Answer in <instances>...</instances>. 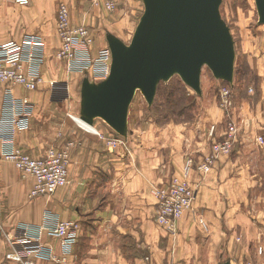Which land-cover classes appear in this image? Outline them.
Listing matches in <instances>:
<instances>
[{
    "label": "crops",
    "instance_id": "crops-1",
    "mask_svg": "<svg viewBox=\"0 0 264 264\" xmlns=\"http://www.w3.org/2000/svg\"><path fill=\"white\" fill-rule=\"evenodd\" d=\"M30 26L21 30L32 31ZM49 81L45 74L38 92L20 91L36 109L30 127L19 133L16 142L35 157L50 147L71 146L70 185L50 198L31 199L33 178L0 158V264L15 263L7 260L9 253L25 255L24 248L11 247L8 238L20 236V228L26 225L43 226L46 221L80 226L79 242L61 264H148L145 258L149 256L157 264H221L226 260L264 264V255L258 253V248L264 247V213L256 217L245 210L249 207L246 194L253 187L249 180L254 175L243 167L232 170V162L227 164V157H219L195 202L209 224L210 236L199 233L190 216L180 220L174 234L164 231L156 222L157 200L152 189L172 178V162L174 172L180 170L187 152L203 159L212 150L208 140L190 149L180 138L172 147L166 140L167 131L183 137L186 126L170 129L144 123L143 129L129 131L126 145L112 146L110 139L115 140L116 135L110 128L88 125L78 118L82 127L54 113L57 108L48 103L51 93L42 90ZM42 104L45 108L41 111ZM255 129L260 131L261 125L253 127L252 134H258ZM217 135L215 140H219ZM244 146L245 142H240L235 148L237 164L243 159L239 155ZM42 241L62 257L59 240L45 234ZM39 264L57 263L41 260Z\"/></svg>",
    "mask_w": 264,
    "mask_h": 264
},
{
    "label": "rangeland",
    "instance_id": "rangeland-1",
    "mask_svg": "<svg viewBox=\"0 0 264 264\" xmlns=\"http://www.w3.org/2000/svg\"><path fill=\"white\" fill-rule=\"evenodd\" d=\"M62 6L69 8L71 26L85 27L93 38L92 47L88 51L91 61L84 62L78 56L73 55L69 57L75 66L72 70V67L69 68L68 59L65 60L58 57L61 47L58 32V12ZM144 12L145 5L143 0H121L114 12H109L103 7L94 6L90 0H28L26 4L18 3L16 0H0V44L11 40L21 42L27 35L40 38L43 42L45 55L40 74L43 78L46 74L51 79V81L45 82L46 87L42 89L51 93L48 103L57 108L54 113L58 112L62 114L60 118H67L69 122H75L83 127L77 119L83 117L82 87L84 80L88 79L90 82L96 84L101 83L96 81L99 76L98 71L101 68V63L98 60L105 49H110L108 36L115 37L126 45H130ZM220 13L222 19L229 27L234 43L233 84L216 79L210 68L204 66L201 74L202 91L200 93L188 86L179 75H175L171 79L159 83L153 103H149L142 92L137 91L129 107L128 127L125 136L118 135L105 120L101 118L93 120L95 125H104L115 132L116 136L114 138L121 142L116 144V146L126 145L127 142L124 140L128 141L129 131L132 132L134 128H137L136 130L143 129L144 123H154L163 127L168 125L170 129L179 125L186 126L187 130L183 131V137L176 136L172 130L167 131L166 135L168 137H166V140L171 141L172 147L176 146V141L180 138L183 141V145H186L187 148L189 145L190 149L194 146L200 147L198 144L202 145L208 140V146L210 144L212 150L203 159H197V154L195 155L193 151L189 153L186 150L187 153L180 170L177 173L174 172V163L172 162V178L154 186L152 189V193L156 198L155 191L164 187L174 177H180L185 163L188 160H192L193 173L190 183L195 190V200L193 203L195 212L189 211L183 218L190 216L197 227V231L208 236H210L208 232L210 229L209 224L202 210L198 211L195 208V202L202 183L211 172L208 175H202L198 171V166L213 154L212 152L217 144L225 140L226 129L232 120L237 121L241 131L233 151L223 157L228 158L226 159L227 164L232 162V170H235L236 167H243L249 174L254 175V178L249 180L253 184V187L246 194L245 200L249 207L246 205L245 210H249V215L252 214L256 217L264 213V145L261 146L256 142L258 136H264V133H260V131H264V24L260 21L256 0H222ZM27 24H31L30 27L34 29L32 31L28 29L26 32L21 30ZM18 32L20 33L18 34ZM53 84H56L57 88L54 89ZM42 85H44V82L34 93L38 92ZM21 90L29 92L22 87H17L15 90L16 95L27 97L20 94ZM224 90H229L230 92L231 106L227 111L228 115L231 116H227L224 110L225 106L222 104L223 98L221 92ZM1 100L0 96V103ZM35 107L34 104V111ZM44 108L45 106L42 104L40 110L42 111ZM34 111L32 118L34 117ZM220 115L222 116L221 118L219 117ZM260 125V131L255 129L258 134H252V128H258ZM212 128H215V130L212 131ZM208 129L209 132L206 139ZM221 131L222 134L219 137ZM19 133L15 134L14 141H16ZM216 134H218L217 139L219 140H215ZM3 139L6 138L0 135L1 144L3 143ZM6 141L9 142V140ZM110 141L113 142L114 140L110 139ZM240 142H245V148H243L242 154L239 155L243 159L241 163L237 164L236 157H238V154L235 148ZM4 143H6L5 140ZM69 148L71 150V146ZM15 149L24 151L18 145ZM3 151L4 149L1 145L0 158L2 161L12 164L23 176L32 177L24 175L14 163L5 160L2 155ZM46 153L42 156L46 155ZM34 184L35 180L33 181V186ZM157 216L158 210L156 222ZM201 220H203V223H201ZM162 229L167 231L163 227ZM19 237L17 236L16 238ZM9 243H11L10 245L13 248L16 246L24 248L22 244ZM75 246L72 249V253ZM259 248L264 247L261 246ZM66 255L62 251V257L56 256L57 262H52L57 264L64 263L66 262V258L70 256ZM149 258L151 257L149 256Z\"/></svg>",
    "mask_w": 264,
    "mask_h": 264
},
{
    "label": "built area",
    "instance_id": "built-area-1",
    "mask_svg": "<svg viewBox=\"0 0 264 264\" xmlns=\"http://www.w3.org/2000/svg\"><path fill=\"white\" fill-rule=\"evenodd\" d=\"M18 3L26 4L28 0H16ZM92 5L103 7L109 12H114L121 0H90ZM58 28L61 40L60 59L69 60V68L75 66L69 57L75 55L84 62L91 61L89 49L92 47L93 38L85 27H73L70 24V11L66 6H62L58 12ZM44 48L40 38L27 35L21 42L11 40L0 44V135L3 138V157L10 161L23 172L24 175L32 176L35 184L31 190L30 198L52 197L61 189L70 185V148L51 147L46 155L41 157L31 156L20 149L14 141L15 134L27 130L32 121L34 104L28 97L16 95V88L22 87L29 92H34L43 84L44 78L40 74V69L44 63ZM101 68L98 71L97 82L107 80L111 74L112 53L110 49H105L98 60ZM103 63V64H102ZM54 85V89L57 86ZM222 104L228 115V108L231 106L230 92H221ZM226 116V118H227ZM215 128H212V131ZM241 128L237 121L232 120L226 129L225 140L217 144L213 154L209 156L200 166L198 171L202 175H208L213 169L219 157L229 155L237 143ZM4 140L6 143H4ZM6 140H9L6 141ZM122 141V140H121ZM256 142L263 146L264 136H258ZM121 143L116 139L111 142L112 146ZM193 173L192 160H188L182 168V175L174 177L164 187L155 191L158 200L157 223L165 228L169 233H175L177 223L187 212H195L193 203L195 200V190L192 188L190 180ZM46 219L49 216L46 215ZM203 223V220H201ZM19 238H8L9 242L22 244L25 248V255L18 253L8 254V261L14 264H39V260H50L57 262L53 250L42 243L43 235L61 242L65 254L70 255L73 247L80 238V227L75 222L57 221L43 226H24L20 228ZM27 245V246H26ZM29 246V247H28ZM258 253L264 254V248H259ZM66 255V256H67ZM149 264H154L151 258H146ZM247 264H254L248 262Z\"/></svg>",
    "mask_w": 264,
    "mask_h": 264
},
{
    "label": "water",
    "instance_id": "water-1",
    "mask_svg": "<svg viewBox=\"0 0 264 264\" xmlns=\"http://www.w3.org/2000/svg\"><path fill=\"white\" fill-rule=\"evenodd\" d=\"M145 12L130 45L108 36L112 53L109 78L85 79L83 121L101 118L125 136L129 107L141 91L153 103L157 87L175 75L200 93L202 68L218 80L233 84L235 49L229 27L221 17L222 0H143ZM264 24V0H256ZM223 264H231L226 261Z\"/></svg>",
    "mask_w": 264,
    "mask_h": 264
},
{
    "label": "bare ground",
    "instance_id": "bare-ground-1",
    "mask_svg": "<svg viewBox=\"0 0 264 264\" xmlns=\"http://www.w3.org/2000/svg\"><path fill=\"white\" fill-rule=\"evenodd\" d=\"M78 120V119H77ZM80 121V120H79ZM81 121H83L82 119H81ZM83 122H85V121H83ZM86 124H88V125H90L89 123H87V122H85Z\"/></svg>",
    "mask_w": 264,
    "mask_h": 264
}]
</instances>
